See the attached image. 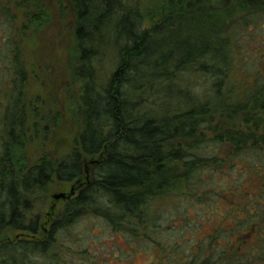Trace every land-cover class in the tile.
Masks as SVG:
<instances>
[{
	"label": "trees",
	"instance_id": "1",
	"mask_svg": "<svg viewBox=\"0 0 264 264\" xmlns=\"http://www.w3.org/2000/svg\"><path fill=\"white\" fill-rule=\"evenodd\" d=\"M68 1L80 130L67 155L29 165V122L43 117L26 102L16 31L20 12L35 24L46 13L39 0H0V264H75L68 246L85 219L156 252L150 264H264V75L231 76L236 16H263L264 0H163L150 20L141 0ZM223 145L227 161L213 153ZM234 170L242 181L225 191L215 178ZM52 182L77 194L51 218H27ZM205 213L220 226L188 241Z\"/></svg>",
	"mask_w": 264,
	"mask_h": 264
},
{
	"label": "rangeland",
	"instance_id": "2",
	"mask_svg": "<svg viewBox=\"0 0 264 264\" xmlns=\"http://www.w3.org/2000/svg\"><path fill=\"white\" fill-rule=\"evenodd\" d=\"M39 1L45 9V21L38 24L27 22L25 15H31L32 10L24 12L23 15L20 12V22L17 24L18 30L16 31L17 39L22 45L24 60L27 63L26 102L30 111L39 108L43 117L38 123L35 120L29 122L30 134L25 150L29 165L37 162L42 156L48 160L57 161L67 155L80 130L71 109L72 103L77 99V89L70 82L68 75L72 49V8L68 0ZM162 2L163 0H141V11L150 20L156 13H159ZM34 13L37 14L33 11ZM243 16L242 13L236 16L241 23L234 34L236 55L233 56V64L235 71L231 73V76L236 84L244 80H246L245 83L250 84V79L247 77L254 79L259 74L264 75V15L248 17L245 21L241 18ZM145 24L150 26L147 20ZM107 41L111 42L112 38L104 37L102 44ZM101 50L104 57H112L113 53L107 46H103ZM108 71L107 69V73ZM186 79L190 80L189 77ZM201 84L198 82L194 86L200 88ZM164 110L165 106L162 107V112ZM259 131L264 136V121ZM227 149V146L223 145L213 149V153H217L219 157L227 161ZM235 165L241 167L237 161ZM228 168L226 164L221 171L227 172ZM234 172L230 171L231 175L228 178L218 175L215 182L221 184L225 191L228 190L233 183L242 181L240 171L234 170ZM71 184L60 185L52 182L47 191L35 198V207L27 218L34 219L39 216L49 218L50 213L54 210L56 212L61 206V201L65 200H54L53 196L60 193L68 195L71 187L77 194V184L74 183L73 186ZM228 205L221 202L217 209L220 213H224ZM212 210L216 209L213 207ZM207 214H203L202 221L197 224L198 234L193 237L185 236L188 241L201 240L206 234L220 226L219 220L209 223L210 217ZM190 216H194L193 211L190 212ZM47 229L44 231L45 235ZM75 231L72 237L73 242H70L68 246L71 249L68 261L72 263L150 264L157 259L156 252L132 249L123 236L107 232L94 219L81 221L75 227ZM13 236H16V239L23 238L22 234L18 233H14ZM80 250L85 251L87 255L82 258L77 256Z\"/></svg>",
	"mask_w": 264,
	"mask_h": 264
},
{
	"label": "water",
	"instance_id": "3",
	"mask_svg": "<svg viewBox=\"0 0 264 264\" xmlns=\"http://www.w3.org/2000/svg\"><path fill=\"white\" fill-rule=\"evenodd\" d=\"M72 194V192L70 193V195ZM66 195L64 193H60L58 195L53 196L54 200H59V199H65Z\"/></svg>",
	"mask_w": 264,
	"mask_h": 264
},
{
	"label": "flooded vegetation",
	"instance_id": "4",
	"mask_svg": "<svg viewBox=\"0 0 264 264\" xmlns=\"http://www.w3.org/2000/svg\"><path fill=\"white\" fill-rule=\"evenodd\" d=\"M85 173L87 174L88 173V171H87V169H85ZM74 184V183H73ZM73 184H71L72 186H73ZM72 192V194L70 195V196H74L76 193L74 192V189L71 187V191H70V193ZM65 199H68V197H66Z\"/></svg>",
	"mask_w": 264,
	"mask_h": 264
}]
</instances>
